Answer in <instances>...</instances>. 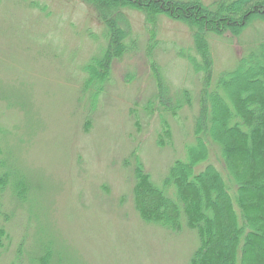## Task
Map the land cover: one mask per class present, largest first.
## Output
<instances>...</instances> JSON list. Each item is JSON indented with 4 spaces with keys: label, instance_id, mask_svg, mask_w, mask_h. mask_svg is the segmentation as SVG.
Listing matches in <instances>:
<instances>
[{
    "label": "rangeland",
    "instance_id": "rangeland-1",
    "mask_svg": "<svg viewBox=\"0 0 264 264\" xmlns=\"http://www.w3.org/2000/svg\"><path fill=\"white\" fill-rule=\"evenodd\" d=\"M124 11L129 49L92 106L85 67L107 46L95 9L84 0H0V135L31 185L24 202L4 195L0 264H34L39 239L53 240L63 259L53 264H190L199 247L186 223L175 232L140 217L133 154L158 185L188 159L203 88L189 56L201 58L188 24ZM263 42V20L239 35L210 34L214 82ZM166 125L171 137L161 142ZM218 147L199 169L213 163L226 174Z\"/></svg>",
    "mask_w": 264,
    "mask_h": 264
},
{
    "label": "trees",
    "instance_id": "trees-1",
    "mask_svg": "<svg viewBox=\"0 0 264 264\" xmlns=\"http://www.w3.org/2000/svg\"><path fill=\"white\" fill-rule=\"evenodd\" d=\"M84 1L104 23L107 39L104 53L85 67L84 90L94 91L92 106L111 79L113 61L129 49L125 9L141 10L154 21L166 15L188 24L201 58L189 56L195 71L202 74L203 88L194 123L196 143L188 147V159L176 160L158 185L133 154V192L140 217L171 231H180L184 223L196 231L200 244L190 264H264V42L233 70L221 73L216 82L210 43V34L239 35L253 21H264V0ZM158 85L163 97L161 79ZM185 95L191 103L187 91ZM164 130L161 142L171 137L170 127ZM213 146L220 147L227 175L213 163L199 169L210 158ZM10 161L0 135V218L5 220L10 217L3 203L7 191L24 202L31 187L27 176ZM5 235V228L0 227V242ZM39 242L34 264L62 259L52 239Z\"/></svg>",
    "mask_w": 264,
    "mask_h": 264
}]
</instances>
